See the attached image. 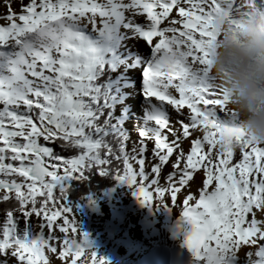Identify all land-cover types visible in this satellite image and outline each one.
I'll list each match as a JSON object with an SVG mask.
<instances>
[{
	"label": "snow or ice",
	"instance_id": "1",
	"mask_svg": "<svg viewBox=\"0 0 264 264\" xmlns=\"http://www.w3.org/2000/svg\"><path fill=\"white\" fill-rule=\"evenodd\" d=\"M0 9V264H107L74 202L98 177L141 205L177 208L191 264H264V143L216 150L236 114L211 74L214 18L264 0ZM130 94L142 113L131 131Z\"/></svg>",
	"mask_w": 264,
	"mask_h": 264
},
{
	"label": "clouds",
	"instance_id": "2",
	"mask_svg": "<svg viewBox=\"0 0 264 264\" xmlns=\"http://www.w3.org/2000/svg\"><path fill=\"white\" fill-rule=\"evenodd\" d=\"M211 74L228 92L236 116L217 132L223 151L247 141L264 143V9H244L212 21Z\"/></svg>",
	"mask_w": 264,
	"mask_h": 264
},
{
	"label": "bare ground",
	"instance_id": "3",
	"mask_svg": "<svg viewBox=\"0 0 264 264\" xmlns=\"http://www.w3.org/2000/svg\"><path fill=\"white\" fill-rule=\"evenodd\" d=\"M140 99L139 96L130 94L125 101L129 108V121H125L124 124L126 129H132L133 125L139 122L137 118L142 115ZM127 198L120 200L123 209L115 206L94 209L92 213L101 216L99 221H95L92 213L83 214L85 223L83 221L84 224L79 225V229L88 234L92 251L97 257L105 258L106 262L112 260L121 264H152L154 262L152 254L159 248L165 246L168 250L173 245L183 246L178 233L172 237L167 233L170 223L166 222L168 211L164 207L155 204L141 205L133 195H127ZM132 199L133 202L130 203ZM176 211L175 208L174 212ZM138 216H146V222L142 223ZM108 230L114 231L115 237L112 241L105 238ZM114 256L116 259L112 258ZM163 258L164 254L158 256V264H161ZM169 264H175V259H170Z\"/></svg>",
	"mask_w": 264,
	"mask_h": 264
},
{
	"label": "rangeland",
	"instance_id": "4",
	"mask_svg": "<svg viewBox=\"0 0 264 264\" xmlns=\"http://www.w3.org/2000/svg\"><path fill=\"white\" fill-rule=\"evenodd\" d=\"M13 9L14 10L16 9V4L15 3H13ZM0 11H2V9H0ZM117 111H118V109H117ZM135 116H136V113H135ZM126 121H129V120L127 119ZM127 130H130L131 131L132 129H127ZM133 138H135V134L134 133H133ZM183 147L185 149L188 147V142L187 141L184 142ZM165 171H167V168L165 169ZM127 195H130V196L132 195L130 189L128 187L124 186V185H121L119 189L113 190V191L109 192L105 196V198L103 200H99L95 204H94V202H91V201L89 203L81 202L80 203L81 207L78 210H76V219H77V222L80 221V222H78V224L79 225H83L85 223V216H83L84 213L85 214H87V213L88 214H91L94 211V209H96L97 207L107 208L109 206H115V207H118V208L123 209L122 204H120L121 203L120 200H122L124 198L127 200L128 199L127 198ZM174 211H175V208L174 207L172 208V211L171 210H168V213L170 214V216L168 214L167 217L170 220L172 218H175L176 215L178 214V209H177L176 212H174ZM91 215L95 216V221H99V217H101V216H99L97 214H94V213H92ZM138 219H139V216H138ZM83 221H84V223H83ZM182 248L185 249L184 246H182ZM164 253H165V249L164 248H160V249H158V251H156L154 254H152V258L155 261V263L158 264V256L161 255V254H164Z\"/></svg>",
	"mask_w": 264,
	"mask_h": 264
},
{
	"label": "trees",
	"instance_id": "5",
	"mask_svg": "<svg viewBox=\"0 0 264 264\" xmlns=\"http://www.w3.org/2000/svg\"><path fill=\"white\" fill-rule=\"evenodd\" d=\"M15 3V2H14ZM120 184H117L111 178L98 177L89 180L84 184L83 189L79 191L76 200L74 202L80 204V202L88 200L98 201L102 199L106 193L111 190L118 189ZM76 193H73L75 196Z\"/></svg>",
	"mask_w": 264,
	"mask_h": 264
}]
</instances>
